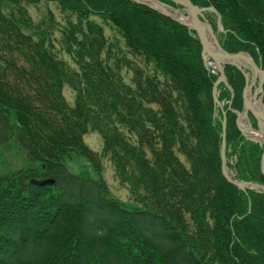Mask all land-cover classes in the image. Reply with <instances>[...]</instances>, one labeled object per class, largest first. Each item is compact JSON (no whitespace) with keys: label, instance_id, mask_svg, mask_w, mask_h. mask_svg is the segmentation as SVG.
<instances>
[{"label":"trees","instance_id":"trees-1","mask_svg":"<svg viewBox=\"0 0 264 264\" xmlns=\"http://www.w3.org/2000/svg\"><path fill=\"white\" fill-rule=\"evenodd\" d=\"M39 1L0 0V144L14 140L36 162L0 175V264H264V192L242 191L222 174V112L212 98L219 73L203 63L195 32L132 0H44L69 13L59 28L51 14L32 21L23 3ZM190 2L214 7L225 32L214 13L205 18L222 48L248 53L264 71V0ZM94 15L152 72L113 51ZM123 67H132L130 83ZM224 73L233 91L217 88L228 109L227 168L264 184V147L236 126L243 73L231 65ZM89 131L100 135V153L85 143ZM101 156L133 203L113 197ZM77 158L95 176L71 172L66 162Z\"/></svg>","mask_w":264,"mask_h":264},{"label":"water","instance_id":"water-1","mask_svg":"<svg viewBox=\"0 0 264 264\" xmlns=\"http://www.w3.org/2000/svg\"><path fill=\"white\" fill-rule=\"evenodd\" d=\"M136 4L145 5L148 8L159 12L181 25L187 27L190 31H194L197 35L201 44V56L203 63L206 67L214 68L218 71L219 76L213 83L212 87V98L214 103L219 107L222 112V133H221V171L225 179L235 185L242 191L247 189L256 190L264 192V184L248 181H239L231 176L226 164V113L227 110L223 109L222 103L218 99L217 88L219 84H224L231 91V98L233 97V91L228 84L227 78L224 73V68L226 65H231L239 69L244 76L245 85L243 87V104L242 109L236 112V126L240 131L241 135L250 141L258 143L261 147H264V141H261L254 134L257 132L259 134H264V105L262 102V92H263V82H264V71L257 64L253 58L244 51L238 52H227L225 51L219 43L217 35L211 25V23L205 18V12H212L215 15V23L218 32H225L222 26V20L220 13L212 6L207 8L198 7L192 4L190 0H170L175 4L179 5L181 8L174 7L165 3L162 0H132ZM214 40L217 45L218 52L213 51L209 47V37ZM258 74V85L257 89L251 94L252 86H255V78ZM258 96V98H257ZM253 103V105L251 104ZM249 114L252 115L256 121V128L251 127L250 129H244L242 127V122L247 123L249 121ZM260 170L264 176V150L260 159ZM50 183L53 181L49 179H44L40 182L41 185ZM252 187H251V186Z\"/></svg>","mask_w":264,"mask_h":264},{"label":"rangeland","instance_id":"rangeland-1","mask_svg":"<svg viewBox=\"0 0 264 264\" xmlns=\"http://www.w3.org/2000/svg\"><path fill=\"white\" fill-rule=\"evenodd\" d=\"M27 8V12L31 17L34 23H38L40 21H47L48 15L51 14L53 20L58 23V27L61 28L65 25L67 17L69 13L63 12L60 10V7L51 1L40 0L36 4L32 3H23ZM215 16V15H214ZM71 19L74 20V16H71ZM98 23L104 28L105 36L110 44H112L113 51L125 54L128 59L133 61L135 65L144 68L147 72H152L153 65L150 64L149 68H146L144 64V60L140 56H136L132 54L130 49L126 46L125 40L122 35L109 23H106L103 18L98 17L96 15L93 16ZM54 36L56 39L60 38V32L57 30L54 32ZM54 51L56 54L66 60L72 67H76L73 63L70 56L63 50L61 45L58 42L54 41ZM132 65V67H136ZM132 67L126 68L123 67L122 71L124 74V80L128 83L131 82V77L133 75ZM131 68V69H130ZM257 79V80H256ZM255 85L258 82V74L255 78ZM255 88L251 90V94L256 90ZM63 94L69 104L73 103L74 100V92L67 85L63 88ZM258 98V96H257ZM249 125V126H248ZM244 129H249L253 127L251 125L250 120L247 123L242 124ZM256 128V127H253ZM261 141H264V134L256 133ZM85 143L94 151L100 153L102 149V139L100 135L96 131H89L84 135ZM180 158L185 162V158L183 155H180ZM102 162V175L106 181L107 186L109 187L111 194L113 197L121 200L125 203H133L132 196L130 195L128 188L126 185L122 184L119 179L116 177L114 173V168L111 161L105 157L101 156ZM36 162L30 159L25 150H23L16 141H10L6 144H0V175H9L12 172H15L18 169L34 167ZM68 169L76 174H89L91 176H95L92 171L89 163H87L82 158H77L73 160H69L66 162Z\"/></svg>","mask_w":264,"mask_h":264},{"label":"bare ground","instance_id":"bare-ground-1","mask_svg":"<svg viewBox=\"0 0 264 264\" xmlns=\"http://www.w3.org/2000/svg\"><path fill=\"white\" fill-rule=\"evenodd\" d=\"M208 37H209V47L211 48V49H213V51H215V52H218V49H217V45H215L216 43L214 42V40L210 37V35L208 34ZM251 104L253 105V103L251 102ZM245 123V122H244ZM242 124H243V122H242ZM249 126V125H248ZM243 127V126H242ZM248 129H249V127H248ZM257 132H254V134H256ZM251 186V185H250ZM252 187V186H251Z\"/></svg>","mask_w":264,"mask_h":264},{"label":"flooded vegetation","instance_id":"flooded-vegetation-1","mask_svg":"<svg viewBox=\"0 0 264 264\" xmlns=\"http://www.w3.org/2000/svg\"><path fill=\"white\" fill-rule=\"evenodd\" d=\"M257 80V79H256ZM245 85V84H244ZM257 85H258V82L256 83V85L255 86H252V88H253V90L255 89V88H257ZM263 89V88H262ZM262 98H263V92H262ZM263 102V101H262Z\"/></svg>","mask_w":264,"mask_h":264}]
</instances>
